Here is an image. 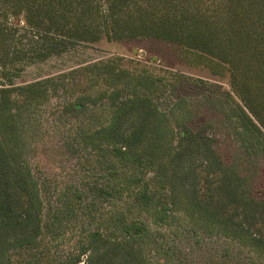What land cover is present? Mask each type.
Here are the masks:
<instances>
[{
	"label": "trees",
	"instance_id": "trees-1",
	"mask_svg": "<svg viewBox=\"0 0 264 264\" xmlns=\"http://www.w3.org/2000/svg\"><path fill=\"white\" fill-rule=\"evenodd\" d=\"M126 39L227 86L118 54L19 80ZM0 264H264V0H0Z\"/></svg>",
	"mask_w": 264,
	"mask_h": 264
},
{
	"label": "rangeland",
	"instance_id": "rangeland-1",
	"mask_svg": "<svg viewBox=\"0 0 264 264\" xmlns=\"http://www.w3.org/2000/svg\"><path fill=\"white\" fill-rule=\"evenodd\" d=\"M80 54L70 60L67 58H54L46 63L33 65L27 68L19 80H32L42 75L54 73L62 68H67L82 58H99L118 54L125 58H134L155 65L157 68H169L214 81L217 80L223 86H227L226 78L214 77L206 68L185 63L179 58L176 47L162 41L151 39L103 40L91 48H86ZM32 164L35 169L53 178H59L62 174H65V167L68 165L63 148L56 141L40 146L32 155Z\"/></svg>",
	"mask_w": 264,
	"mask_h": 264
}]
</instances>
